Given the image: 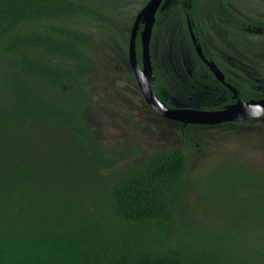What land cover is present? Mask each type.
<instances>
[{
  "label": "trees",
  "instance_id": "1",
  "mask_svg": "<svg viewBox=\"0 0 264 264\" xmlns=\"http://www.w3.org/2000/svg\"><path fill=\"white\" fill-rule=\"evenodd\" d=\"M148 1L0 0V264H264V171L227 161L196 178L182 147L150 153L134 142L128 153L143 157L120 162L91 129L89 115L103 102L119 108V97L127 104L136 96L148 108L127 73L131 29ZM210 4L171 0L155 15L158 89L181 102H189L193 66L207 70L185 15L203 26V11L222 0ZM257 8L253 24L263 29ZM208 30L194 32L213 45H203L207 60L237 75L259 74L252 81L225 73L241 98L264 97L250 94L253 83L264 93V32ZM114 63L126 82L110 73ZM205 80L223 86L214 76ZM113 82L126 83L128 98L113 93ZM196 194L209 198L197 216Z\"/></svg>",
  "mask_w": 264,
  "mask_h": 264
},
{
  "label": "flooded vegetation",
  "instance_id": "2",
  "mask_svg": "<svg viewBox=\"0 0 264 264\" xmlns=\"http://www.w3.org/2000/svg\"><path fill=\"white\" fill-rule=\"evenodd\" d=\"M171 1V0H170ZM259 0H233V3L229 2L228 0H222V4H220L219 9H210L206 8L203 11L204 16V25L202 26L200 22L195 18L191 17L190 14H186V25L190 32L191 42L193 44V47L195 48V51L197 52V49L194 44V40L192 38L191 32L193 33L194 37L199 41V45L201 48V51L206 58L204 52H203V45L209 46L211 43L207 42V44H204L201 42V40L195 35L194 32H197L199 34H203L208 32V28L211 30H218L222 33H226L228 31L234 32L237 34H243L242 32H252V34L255 33H262L264 32V28L261 29L262 26H258L253 24L254 20L252 19L254 17V14L257 11V6H259V3H255ZM209 5L210 0H208ZM257 5V6H256ZM191 7V6H190ZM162 9H159L160 11ZM198 12H195L194 14H197ZM197 18H199V15H195ZM245 19H251V24L244 22ZM156 25V23H155ZM144 28V25L141 23L139 25L138 29V35L136 38V52H137V59L142 66V44L140 39V31ZM155 26L152 30L151 35V42H150V55H151V66L153 68L154 73V86H155V94L158 97V99L163 102L167 107L169 108H179V109H188L191 111H197V112H219L222 110L227 109L230 106H233L238 103V101H251V100H264V97L262 98H250V99H243L241 98V92L239 89H237L235 86L230 84L226 81V75L225 73L230 72L231 74H234L232 70L228 69L226 66L218 65L213 60H208L210 62H214L217 69L221 72L223 76V80L220 78H217L215 74L212 72L210 66L201 59L204 62V66L207 68V70H204L202 67L198 68V66H193L192 71L190 74L195 77L192 80V83L189 85V87L185 88L184 96H188L189 102H181L180 98H177L175 96H171L167 91L158 89V77L156 72V67L160 70L162 68L163 62L161 60L159 49L161 46V43L159 41V37L156 35V32L154 31ZM235 28L237 31H235ZM262 30V31H261ZM131 36V33H130ZM137 41L139 42V51H137ZM130 42V37H129ZM129 42H128V60H129ZM212 45V44H211ZM213 46V45H212ZM207 60V58H206ZM120 64L114 63L112 67L109 69L110 73L116 74L115 78L117 80L125 81L127 80L126 74L129 73L131 76L134 77L136 80V75L131 67L132 72L122 73L120 69H115ZM168 67L166 68V71H168ZM198 69V70H197ZM240 67L236 66V71H239ZM180 76V75H179ZM210 76H214L219 83H221L223 86L222 88H215L207 83H205V78L208 79ZM235 77H238L241 80H244L246 78L252 80V81H258L259 74H245V75H237V73L234 74ZM201 80H198V79ZM122 83V87L118 86L119 84L117 82H113L112 89L113 93L120 90L121 95L124 98H128V92L124 89L126 83ZM137 82V81H136ZM138 85V83H137ZM160 85V84H159ZM250 87H255V89H252L250 91V94L252 96H261L264 93L259 90V85L257 83H253L250 85ZM141 96L143 98V104H146L147 107L154 112L156 115L161 117L160 120L163 125H167L166 128H170L171 130H174V134L180 138L181 141H184L182 143H185L187 145H196V144H203L208 143V139L214 137L215 141H217L220 137H231L232 140L240 141V140H248V142H251L256 145L260 146L259 141L263 142L264 144V113L258 114V112H250L248 114H242L238 113L237 117L238 120H226L219 123L214 124H206L202 122H191L186 121L185 123L182 121L177 120H171L163 117L161 113L154 110L145 100L141 90H140ZM159 93V96H158ZM119 96V95H118ZM131 98V96L129 95ZM170 97V100H168ZM122 97H119L118 99H121ZM141 98L139 97H133L131 98V103L133 104L132 107L129 109L130 119L127 121L128 123L133 119L134 123L136 124H142L144 121H147V117H151V115L147 112L148 108L143 107L140 101ZM167 102V103H166ZM130 103V104H131ZM122 106V103L119 104ZM145 114V119L142 118V115ZM249 116L248 118H245ZM199 117V116H198ZM152 118V117H151ZM150 118V119H151ZM200 118V117H199ZM202 120V118H200ZM155 121V119H154ZM148 127L152 124L155 125L156 122H150L148 121ZM213 125V126H212ZM200 127V128H199ZM203 128V129H202ZM202 129V130H201ZM227 130L230 134L225 135H215V133H211L210 131L213 130ZM184 152L188 153V150L184 147L182 148ZM243 164V163H241ZM258 170V169H257ZM261 171V170H260Z\"/></svg>",
  "mask_w": 264,
  "mask_h": 264
},
{
  "label": "rangeland",
  "instance_id": "3",
  "mask_svg": "<svg viewBox=\"0 0 264 264\" xmlns=\"http://www.w3.org/2000/svg\"><path fill=\"white\" fill-rule=\"evenodd\" d=\"M111 1V0H109ZM129 3L134 4L139 0H128ZM108 4L110 2H107ZM260 9L264 10V3L259 4ZM141 10V9H140ZM127 100V99H126ZM122 103L119 108L107 106L103 102L105 108H97L89 115V122L91 129L99 142H103L107 147L109 156H115L120 162L137 161L143 157L142 153H128L129 143L134 142L137 147L145 148L150 153L155 152L156 147H184L190 152L188 156L190 164L195 170L193 176L202 178L208 172H218L222 168L223 163L227 161H235L247 165L249 168L264 171V147L256 146L248 140H225L215 141V138H209L208 143L187 145L182 143L178 135L176 136L170 128H159L156 125L147 126L149 118L142 124L134 123L133 119L128 123L122 119L128 114L127 106L130 103H125L122 98L118 100ZM133 105V104H132ZM119 116L121 119H119ZM143 114L142 118L145 119ZM211 133L215 135L230 134L227 130H213ZM144 151V150H142ZM189 155V154H188ZM198 193V190H197ZM207 193V187L203 190V194ZM198 196V197H197ZM195 204H202L191 210V214L197 216L201 213V207L209 206L207 203L208 195L201 196L196 194ZM199 198V199H198ZM202 200V201H201ZM203 202V203H202ZM226 221V220H223Z\"/></svg>",
  "mask_w": 264,
  "mask_h": 264
},
{
  "label": "water",
  "instance_id": "4",
  "mask_svg": "<svg viewBox=\"0 0 264 264\" xmlns=\"http://www.w3.org/2000/svg\"><path fill=\"white\" fill-rule=\"evenodd\" d=\"M170 0H149L147 4L138 12L135 17L129 42V62L136 75V81L138 86L147 101V103L157 112L167 119L177 121H191L202 122L206 124H215L226 120H238V113L248 114L250 112H258V114L264 113V100H251V101H238L237 104L228 107L225 110L219 112H197L188 109L169 108L163 102H161L155 94V82L154 73L151 66L150 55V42L152 30L155 24V15L159 9H163ZM144 25V28L140 31V39L142 44V66H140L137 59L136 52V38L138 35V29L140 24ZM195 47L201 59L204 60L211 68L212 72L217 78L223 80L221 72L217 69L214 62L206 60L204 57L199 41L194 37ZM202 120H200V118ZM247 116L246 118H248Z\"/></svg>",
  "mask_w": 264,
  "mask_h": 264
},
{
  "label": "clouds",
  "instance_id": "5",
  "mask_svg": "<svg viewBox=\"0 0 264 264\" xmlns=\"http://www.w3.org/2000/svg\"><path fill=\"white\" fill-rule=\"evenodd\" d=\"M246 118V117H245ZM149 122H150V120H149Z\"/></svg>",
  "mask_w": 264,
  "mask_h": 264
}]
</instances>
